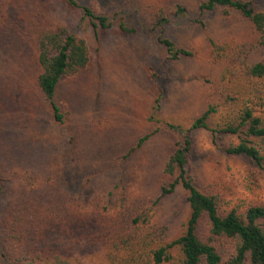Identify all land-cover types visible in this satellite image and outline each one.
<instances>
[{"label": "rangeland", "instance_id": "rangeland-1", "mask_svg": "<svg viewBox=\"0 0 264 264\" xmlns=\"http://www.w3.org/2000/svg\"><path fill=\"white\" fill-rule=\"evenodd\" d=\"M113 23L100 42L81 8L64 0H0V176L30 179L39 188L69 182L71 194L90 212L92 199L123 180L129 191L159 194L167 180L164 165L178 134L168 124L189 128L208 105L219 127L229 108L218 96L227 67L210 56L209 38L244 45L264 55L254 28L236 10L201 13L199 0H78ZM185 14L176 16L178 7ZM264 11V0H255ZM163 16L172 20L159 25ZM64 23L88 43L91 59L79 74L63 79L58 101L65 122L53 119L38 86L41 67L32 40L37 24ZM123 23L128 33L119 27ZM159 37L170 38L192 55L171 60ZM135 154L125 153L140 137L154 132ZM188 170L202 190L222 194V208L246 209L264 203V173L243 157L225 152L233 140L215 142L211 132H193ZM171 227V239L185 230L190 208L183 188L164 197L150 212ZM79 244L89 264H106L97 225ZM199 236L207 240L211 223L203 215ZM238 240L216 237L222 264L236 254ZM249 259V258H248ZM249 261V260H248Z\"/></svg>", "mask_w": 264, "mask_h": 264}, {"label": "trees", "instance_id": "trees-1", "mask_svg": "<svg viewBox=\"0 0 264 264\" xmlns=\"http://www.w3.org/2000/svg\"><path fill=\"white\" fill-rule=\"evenodd\" d=\"M64 2L83 10L97 42L113 28L108 16L88 5H80L78 0ZM199 9L202 14L236 10L257 32L258 45L264 48V11L256 8L255 0H199ZM185 11L179 6L175 15H184ZM171 20L163 16L159 25ZM119 27L132 32L123 23ZM32 40L41 67L38 86L55 122L64 123L67 112L58 101L60 83L87 67L91 59L88 43L64 23L37 24ZM159 42L171 60L193 54L170 38L159 37ZM209 50L212 60L227 67L217 91L229 108L227 119L213 127L211 119L218 108L210 103L189 128L168 124L178 138L164 165L167 180L159 194H133L120 180L96 195L91 211L85 213L82 200L70 193L69 182L39 188L30 179L12 181L0 176V264H89L87 259L92 256L85 255L79 245L92 236L86 234L89 223L98 227L95 240L103 244L106 264H222L214 244L215 238L222 236L238 240L229 264H264V203L243 210L223 209L222 194L202 190L188 170L192 134L206 129L215 142L233 138L224 147L225 152L246 158L264 173V55L252 54L246 44L234 45L213 37L209 38ZM154 133L136 140L125 157L135 154ZM179 187L185 191L190 214L182 234L171 239L170 225L154 221L150 212ZM203 215L211 223L207 240L197 232Z\"/></svg>", "mask_w": 264, "mask_h": 264}]
</instances>
